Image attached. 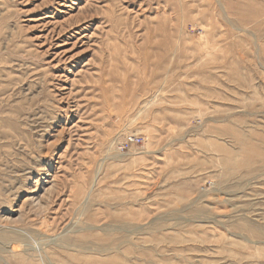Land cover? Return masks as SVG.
Returning a JSON list of instances; mask_svg holds the SVG:
<instances>
[{
  "label": "rangeland",
  "instance_id": "rangeland-1",
  "mask_svg": "<svg viewBox=\"0 0 264 264\" xmlns=\"http://www.w3.org/2000/svg\"><path fill=\"white\" fill-rule=\"evenodd\" d=\"M0 264H264V0H0Z\"/></svg>",
  "mask_w": 264,
  "mask_h": 264
},
{
  "label": "built area",
  "instance_id": "built-area-1",
  "mask_svg": "<svg viewBox=\"0 0 264 264\" xmlns=\"http://www.w3.org/2000/svg\"><path fill=\"white\" fill-rule=\"evenodd\" d=\"M141 143V138H138V137H135V136H130L129 138H127L126 140V143H125V148H128L130 146H133V145H138Z\"/></svg>",
  "mask_w": 264,
  "mask_h": 264
},
{
  "label": "bare ground",
  "instance_id": "bare-ground-1",
  "mask_svg": "<svg viewBox=\"0 0 264 264\" xmlns=\"http://www.w3.org/2000/svg\"><path fill=\"white\" fill-rule=\"evenodd\" d=\"M38 250H40V248L38 247Z\"/></svg>",
  "mask_w": 264,
  "mask_h": 264
}]
</instances>
